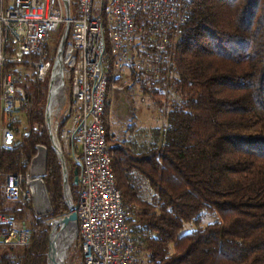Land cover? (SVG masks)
<instances>
[{
    "label": "trees",
    "instance_id": "trees-1",
    "mask_svg": "<svg viewBox=\"0 0 264 264\" xmlns=\"http://www.w3.org/2000/svg\"><path fill=\"white\" fill-rule=\"evenodd\" d=\"M187 11L167 78L170 95L141 87L167 107L166 126L152 130L150 142L133 138L113 148L123 175L139 170L160 199L155 205L138 202L131 180L118 188L125 205L135 206L131 225L144 242L147 264H264V0H188ZM29 84L43 85L33 79ZM35 106L34 99L15 149L2 154L1 172H26L24 161L38 146L47 147L44 180L52 211L37 215L28 209L29 245L19 254L1 249L0 264H48L51 222L70 212L44 109ZM131 132L137 133L134 127ZM69 173L76 203L79 186ZM0 213L25 215L4 202ZM208 216L214 221L203 227ZM77 245L81 257L73 258L85 264Z\"/></svg>",
    "mask_w": 264,
    "mask_h": 264
},
{
    "label": "built area",
    "instance_id": "built-area-1",
    "mask_svg": "<svg viewBox=\"0 0 264 264\" xmlns=\"http://www.w3.org/2000/svg\"><path fill=\"white\" fill-rule=\"evenodd\" d=\"M187 4L109 0V28H102L100 0H71L69 20L64 0H0V202L25 213L22 218L0 213V248L23 249L30 243L28 209H34L31 182L37 177L33 168L37 154L24 161L26 172L7 174L1 172V156L15 149L20 128L15 122H23L21 116L34 103L35 97L24 88L29 80L48 83L50 89L57 57L51 41L60 26L69 23L60 97L52 108L55 83L47 114L63 154L64 147L79 166V194L72 212L78 218L82 255L85 264H147L144 242L135 237L131 225L135 206L118 201L108 176L110 148H104L100 134L103 80L107 60L116 59L115 95H126L131 86L169 95L172 47L188 20ZM104 32H111L109 43H102ZM106 47H113L114 58L106 57ZM63 116L67 120L60 130V120L54 118ZM126 180H131L140 203L159 201L160 193L139 170L128 171ZM48 194L51 200L49 190ZM8 264L19 263L12 259Z\"/></svg>",
    "mask_w": 264,
    "mask_h": 264
},
{
    "label": "rangeland",
    "instance_id": "rangeland-1",
    "mask_svg": "<svg viewBox=\"0 0 264 264\" xmlns=\"http://www.w3.org/2000/svg\"><path fill=\"white\" fill-rule=\"evenodd\" d=\"M105 4H108V0H105ZM73 10H74V7L72 11ZM66 24H62L59 30L54 34L52 38L51 50L54 52L55 55L60 46ZM178 39L179 38H177L176 41H174L173 43L172 55H173L174 46L178 42ZM108 51L110 52V48ZM109 55L110 53L107 55L108 56L107 58H110ZM110 64L106 65V71H107L106 76L108 77V80H109V90H108V95L106 98V112H105V117H104V121H105L107 132H108L109 145L113 149L116 146H118L120 143L128 142L131 139L133 140V138L137 140L139 144L144 143L146 141L148 142L152 141L153 140L151 136L152 130L162 129L167 124V120L166 118H164V114H165L164 111L167 109V107L164 108L162 106L156 105V101L153 100L152 97L143 93L142 90L137 89L134 86H131V88L129 87L127 89L126 95H122V96L115 95L114 88H116L117 79H115L114 77L113 65H110ZM40 87H38V85L35 86L32 84H28L24 88H26V91L28 92V94H30L31 96H35V105H36L35 108L40 111L44 109L43 118H44V122L46 125L45 111H46L47 101H48L49 84L45 83L41 85ZM56 93H59L58 87L56 89ZM69 93L70 91L68 90V94ZM163 100H166V99H163ZM64 108H65L64 105L63 107L61 106L60 114H63ZM21 117L23 119V122L22 120H20L21 123H19L20 125L19 131H24V129L28 126L27 119L25 115ZM57 119L61 121L62 119H64V116L63 118H54L55 121ZM133 127L135 131L137 132L135 134L131 132V128ZM46 130L49 133L47 126H46ZM139 131H141V134L139 133ZM142 131H145L146 133H142ZM51 144H52V141H51ZM77 149H78L77 154L79 156V148ZM63 151H64L68 171L73 170L74 172L75 160H74L73 154L67 153L64 147H63ZM114 155H115V151H114ZM114 159H115V156H114ZM47 163H48V157H47ZM113 167H114V171L116 175L117 186L121 189H125L126 183H127L126 177L123 175V173L120 171V169L117 167L115 163H113ZM71 196L73 198V203H75V200H74L75 196L72 194ZM213 221H214V218H212L211 216H208L203 222L202 226L205 227L208 224L212 223ZM194 228H195L194 225L187 226V230L189 229V231L193 230ZM78 242H79L78 240H75L70 245L68 256L65 258V264H78L76 260L73 258V255L81 257L80 249H79L80 247H78L77 245ZM0 250L4 251L5 249L0 248ZM19 250L20 249H14V254L15 253L19 254L20 252Z\"/></svg>",
    "mask_w": 264,
    "mask_h": 264
},
{
    "label": "water",
    "instance_id": "water-1",
    "mask_svg": "<svg viewBox=\"0 0 264 264\" xmlns=\"http://www.w3.org/2000/svg\"><path fill=\"white\" fill-rule=\"evenodd\" d=\"M66 18L70 19L71 12V0H64ZM70 33V24L67 23L64 34L61 39L60 46L57 51L56 61L52 70L51 87L49 89L48 102L46 107V126L49 131V135L52 141V147L58 155L59 160L62 164V178H63V192L66 199L67 205L70 208L71 213L64 217L55 219L52 221V233L50 236V249L48 253V264H65V258L68 256L69 247L75 241L78 240V218L74 212V203L71 197V187L69 183V171L67 169L65 156L59 147L54 134L52 133L50 126V118H48V108L50 106L53 85L57 79V75L61 76V84L63 82V71H64V50L68 42ZM37 156L33 160V168L35 175L37 176L31 182V190L33 193V204L37 215H46L52 211L51 200L49 198L47 185L44 177L47 173V157L48 149L45 146H38ZM74 181L75 186L79 185V171L74 169ZM61 244L63 248V256H58L57 248ZM59 250V249H58Z\"/></svg>",
    "mask_w": 264,
    "mask_h": 264
},
{
    "label": "bare ground",
    "instance_id": "bare-ground-1",
    "mask_svg": "<svg viewBox=\"0 0 264 264\" xmlns=\"http://www.w3.org/2000/svg\"><path fill=\"white\" fill-rule=\"evenodd\" d=\"M187 2H188V0H187ZM99 18H100V26H102V28H109V0H108V4H105V0H100ZM109 39H111V32H104V35H102V43H109ZM109 48H110V52L108 51ZM109 53H110L109 57L114 58L113 47H106V57H108L107 55ZM107 64L113 65L114 77H115V79H117L116 59H110V60L108 59V62H106V65ZM56 78H57L55 80L56 84L54 86L55 96L53 98L54 102H53L52 108H55V106H56L55 103L57 102V98L59 100V97H60V94L56 93V89L58 87V90L60 91L61 76L58 74ZM103 89L105 90V95H101V115H100L101 143H102V145H104V148H110V150H107L108 176H109L110 183H112V190L115 193H117L118 201H123L122 193L117 186L116 175H115V171H114V167H113L115 155H114V151H113L112 147L108 143V132H107V127H106V124L104 121L105 112H106V98H107L108 90H109V80H108L107 76L103 80ZM57 252H58V256H63V248H62L61 244L58 246Z\"/></svg>",
    "mask_w": 264,
    "mask_h": 264
}]
</instances>
